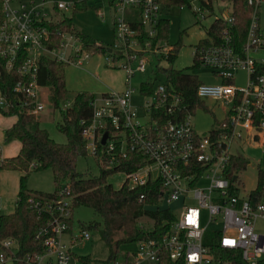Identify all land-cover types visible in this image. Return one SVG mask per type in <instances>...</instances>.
I'll list each match as a JSON object with an SVG mask.
<instances>
[{"label":"built area","instance_id":"2783aa9c","mask_svg":"<svg viewBox=\"0 0 264 264\" xmlns=\"http://www.w3.org/2000/svg\"><path fill=\"white\" fill-rule=\"evenodd\" d=\"M99 1L111 16L113 41L106 53L95 52L70 31H57L59 40L53 41L55 35L44 26L55 20L48 8L53 13L72 11L71 0H0V114L16 119V111L37 117L44 110L49 98L38 80L43 57L80 66L93 55L103 54L105 66L124 72V89L102 93L92 100L90 120L81 121L87 156L94 159L107 152L111 167L129 154H141L145 163L134 171H124L123 183L133 189L159 178L163 188L159 202L168 204L160 209L171 211L174 217L161 239L138 241L135 249L110 264H165L164 260L231 264L222 262L204 246L208 231L218 233L221 248L238 251L243 261L257 264L264 257V232L256 229V221L264 219V197L251 200V191L242 193L238 173L228 169L233 156L239 154L235 147L247 140L259 141L264 129V76H253L256 62L264 64V60L251 56L264 50V26L259 20V6L264 0H245L253 12L242 52L233 44L231 7L228 14L217 17L226 21L217 41L206 34L208 44L195 46L193 56L199 57L201 67L219 79L213 86L200 83L196 95L203 101L212 100L224 112L221 121L206 133L195 130L193 113L168 82V69L159 66L162 61L173 63V45L158 38L160 23L166 18L164 12L171 6H188L200 21L208 11L203 4L206 0H183L180 5L169 4L173 0ZM93 7L103 17L102 6ZM153 61L151 75L135 89L132 77L146 72ZM238 70L247 74L244 87L234 84ZM162 73L163 80L158 81L157 74ZM146 82H153L150 93L140 92V85ZM71 102L63 103L62 110ZM98 145L103 147L99 150ZM3 159L0 152V163ZM63 193H68V187L58 198L32 201L36 213L47 218L35 235L43 241L45 250L25 256L24 264H70V245L90 238L86 229L68 232L73 210L70 198L61 196ZM144 199L141 194L138 202ZM173 203L176 208L170 206ZM2 245L8 249L16 244L5 240ZM4 261L0 252V264Z\"/></svg>","mask_w":264,"mask_h":264},{"label":"trees","instance_id":"16d2710c","mask_svg":"<svg viewBox=\"0 0 264 264\" xmlns=\"http://www.w3.org/2000/svg\"><path fill=\"white\" fill-rule=\"evenodd\" d=\"M73 2L72 15L62 16L50 22L44 23L48 31L55 35L52 39L58 42L59 33L70 31L78 35L84 44L95 52H108V45L79 31L73 24V17L79 11L88 9L87 0H71ZM213 1L206 0L203 4L208 11L213 10ZM232 10L234 22L231 28L233 44L242 52L247 30L251 22L253 7L245 3V0H223ZM183 0H173L169 4L180 5ZM226 26V21L215 18L208 27L206 34L216 42L220 31ZM169 19H163L159 26L158 38L168 40ZM57 31L59 33H57ZM209 38L198 41L195 46L208 44ZM181 47L180 41L173 45L170 62H174ZM67 63L55 62L43 57L39 67V83L48 89L49 102L54 110L60 114L57 124L58 130L65 136L66 141H55L48 130L42 127L40 120L25 111H16V120L4 132V139L9 142L17 139L21 143L19 153L11 158H4L0 163V170H19L23 174L19 181V190L16 197L15 208L12 213L0 214V252L4 253L5 261L9 258L12 264H24L23 259L27 255L44 252L43 241L36 239L39 228L46 223L45 215H38L32 207V201L36 199L58 198L63 188L68 187V193L61 196L70 198L72 210L78 207L91 208L101 219V222L80 224L81 229L91 231L98 229L100 238L108 248L105 259L92 261L88 256H77L83 264L92 262L110 264V261L119 257V250L123 244H135L138 241L154 238L161 239L168 232L174 217L167 209L153 208L157 206L161 198L163 188L159 178L148 180L146 184L130 189L123 183L115 188L108 177L116 172H131L145 163L141 154H129L121 159L115 166H108L107 152L98 154L94 161L98 167V173L94 176H85L77 171L79 158H86L85 142L82 138L81 121H88L92 115L91 102L94 95L88 91L76 92L71 105L62 110L61 103L66 100L69 93L66 87L65 69ZM201 67L197 55L193 56L191 69ZM168 82L174 92L180 96L188 109L194 113L197 108L206 109L203 100L196 95V88L201 83L198 76L185 69L170 68L165 73ZM253 76H264V64L256 62ZM153 82L140 85V92L150 93ZM6 91V88L3 87ZM208 110V108H207ZM103 146L98 145L99 150ZM249 160L241 154L234 155L229 166V172L240 173ZM32 165V166H31ZM49 169L52 172L54 185L53 192L31 190L27 187V179L30 171H42ZM144 194L143 202L138 198ZM264 197V171L257 168V184L250 193L251 200H261ZM145 219V220H143ZM142 224H139V221ZM68 232L73 231V215L68 220ZM11 240L16 244V251L5 248L2 242ZM204 246L208 251L219 257L222 262L231 264H248L242 260L238 251L223 249L218 243V233L208 231L204 236ZM4 261V262H5ZM165 264L171 263L164 260ZM257 264H264V257Z\"/></svg>","mask_w":264,"mask_h":264},{"label":"rangeland","instance_id":"374dc122","mask_svg":"<svg viewBox=\"0 0 264 264\" xmlns=\"http://www.w3.org/2000/svg\"><path fill=\"white\" fill-rule=\"evenodd\" d=\"M67 1V0H61ZM88 9L84 11H79L73 17V24L79 31L84 33H91L95 35L99 42L110 45L113 41V33L111 31V18L109 17L108 7L101 3L99 0H87ZM102 6L106 16L104 18L99 16L95 11L93 6ZM213 10L204 13L205 18L197 19L193 14L192 9L188 6L182 9L179 6H171L168 12H164L165 17L169 19V29H168V43L174 45L177 41H180L181 47L177 54V58L173 63H168L162 61L159 66L167 70L170 68L174 69H185L192 72L198 76L201 83L208 86H213L218 84L219 79L214 77L210 71L202 66L198 69H191L193 65V53L195 45L199 40L206 37V31L215 18L219 16H225L230 11V5L223 0L213 1ZM49 16L52 19H58L64 16H71V11H60L53 13L50 8ZM165 18V19H166ZM104 20V21H103ZM261 20L264 22V5L261 7ZM251 56L257 60H264V50L257 53H251ZM156 61L153 64L148 65L147 71L144 73H136L131 80V85L137 89L139 84L147 79L151 75V70L153 69ZM106 59L103 54H95L90 59L81 64L80 66L68 65L65 69V80L66 87L69 91L65 101H72L73 96L79 91H88L94 95V98L100 95L101 89L104 86L121 87L124 86L125 75L124 72L119 68L107 67ZM163 73L157 74L158 81L163 80ZM246 72L243 70H238L235 73V86L244 87L246 85ZM44 94H48V89L45 87L42 89ZM135 100H138L135 95ZM206 109L197 108L192 117V122L194 128L199 133H206L217 123L221 121L224 116L223 108L215 106L212 100H204ZM212 106V112H211ZM208 108V110H207ZM1 121L8 124L11 121L14 122V115H2L0 114ZM37 118L41 120L42 127L46 128L50 132V136L57 142L64 143L66 141L65 136L58 130L57 124L60 120V114L57 110L52 108L49 99L45 103V108ZM0 121V122H1ZM2 132V131H1ZM234 149V147H233ZM235 152L243 155L249 160L247 167L238 173V178L243 185L242 193H249L254 190L257 184V168H261L264 171V129L260 133L259 141L253 142L247 140L240 143L238 147H235ZM19 171V170H17ZM77 171L85 176H94L98 173V167L92 157L79 158L77 162ZM40 173V174H39ZM48 177V182H27V187L29 189H35L34 187L44 184L47 187L48 192H53L54 185L52 180V172L49 169L42 171H30L28 177L31 176L34 180L38 178L42 180L43 176ZM155 174V172H154ZM125 179L124 173L119 171L108 177V182H110L115 188H118L123 183ZM176 204H170L171 207H175ZM168 204L161 200L158 204L159 208L166 207ZM0 214H2L0 212ZM145 220V219H143ZM139 224H142V221ZM101 222L100 217L88 207H78L73 210V232L79 233L80 224H88L90 222ZM256 229L258 231L264 232V219L259 218L256 221ZM90 238L84 240H78L76 244L70 245V250L72 253V258L70 264H83L78 261L77 256H88L92 261L105 259L108 255V248L105 243L100 238L98 229H93L89 231ZM135 244H123L119 250V256L135 249ZM12 253L16 251V245L11 247ZM2 264H12V260L9 258ZM91 264H99L92 262Z\"/></svg>","mask_w":264,"mask_h":264},{"label":"crops","instance_id":"0c3cea01","mask_svg":"<svg viewBox=\"0 0 264 264\" xmlns=\"http://www.w3.org/2000/svg\"><path fill=\"white\" fill-rule=\"evenodd\" d=\"M262 4L264 5V3H262ZM262 4L259 6V20H260V23L262 24V26H264V22H262V20H261ZM104 16H106L105 13L103 15V18H104ZM109 17L111 18L110 13H109ZM111 31H112V26H111ZM81 32H83V31H81ZM85 34H87V35L89 34V35L97 38L95 35H92L91 33L85 32ZM123 89H124L123 85L121 87H113L111 85H109L108 87L104 86L101 89L100 94L108 92V91H112V90L121 91ZM1 120H2V118H0V121ZM15 120H14V122H15ZM3 121L0 122V152H1L2 158H11V157L16 156L19 153L20 148H21V143L17 139H13L9 142L5 141L4 132L7 128L12 126V124L14 122L11 121L8 124H4L6 122H3ZM22 174L23 173L21 171H17V170H0V212L2 214H9V213H12L14 211L16 197H17V193L19 190V181H20V177L22 176ZM41 175L43 176L44 173H42ZM27 182H48V177L46 176V178H45V176H43L42 180H40L39 178L37 180H34L31 176H29L27 179ZM34 188L35 189H31V190L48 192V189H47V187H45L44 184L36 186Z\"/></svg>","mask_w":264,"mask_h":264},{"label":"water","instance_id":"95a60500","mask_svg":"<svg viewBox=\"0 0 264 264\" xmlns=\"http://www.w3.org/2000/svg\"><path fill=\"white\" fill-rule=\"evenodd\" d=\"M108 51H110V48H108ZM106 139V134L103 135L101 143L104 144Z\"/></svg>","mask_w":264,"mask_h":264}]
</instances>
